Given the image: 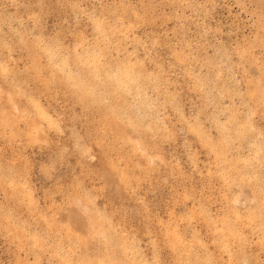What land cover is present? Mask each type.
Wrapping results in <instances>:
<instances>
[{
	"label": "rangeland",
	"instance_id": "obj_1",
	"mask_svg": "<svg viewBox=\"0 0 264 264\" xmlns=\"http://www.w3.org/2000/svg\"><path fill=\"white\" fill-rule=\"evenodd\" d=\"M0 264H264V0H0Z\"/></svg>",
	"mask_w": 264,
	"mask_h": 264
}]
</instances>
